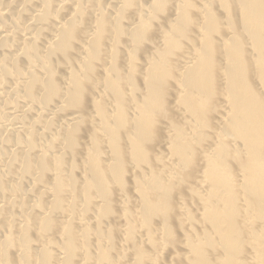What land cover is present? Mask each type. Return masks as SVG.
<instances>
[{
    "label": "bare ground",
    "instance_id": "6f19581e",
    "mask_svg": "<svg viewBox=\"0 0 264 264\" xmlns=\"http://www.w3.org/2000/svg\"><path fill=\"white\" fill-rule=\"evenodd\" d=\"M0 264H264V0H0Z\"/></svg>",
    "mask_w": 264,
    "mask_h": 264
}]
</instances>
